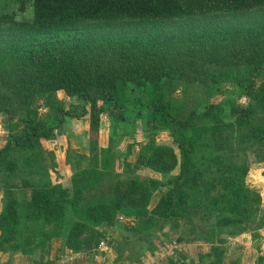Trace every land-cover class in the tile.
<instances>
[{
  "label": "trees",
  "instance_id": "trees-1",
  "mask_svg": "<svg viewBox=\"0 0 264 264\" xmlns=\"http://www.w3.org/2000/svg\"><path fill=\"white\" fill-rule=\"evenodd\" d=\"M30 1V18L20 19L18 15L27 9L28 0H0V113L6 116V124L9 119L12 129L18 125L11 121L13 113L25 110L22 128L10 131L5 146L0 148V162L13 166V177L19 163L14 157L11 160L10 153L17 152L28 173H39L41 141L60 136L68 119L84 115L88 117L89 148L94 155L89 167L77 166L70 187L48 181L37 187L30 178H24L21 183L26 197L19 200L14 196L18 187L6 188L8 183L4 182L0 250L11 248L32 257L37 247L61 237L64 249L90 254L102 238H108L104 229L115 226L119 215L136 217L142 226L135 231L143 232L160 222H169L176 231L181 216L191 224L198 211L214 219L204 228L205 237L221 240L218 235L223 226L241 222L252 214L249 204L258 203L259 194L247 190L235 178L223 176L222 188L212 198L207 192L211 176H204L202 181L203 174L199 172L207 164H223L231 173L240 170L235 165L237 161L229 160L232 156L227 150L216 144L223 137L230 147L236 138L223 134L222 129H228L230 124L222 118L223 113H217L223 110L221 102L214 104L205 98L201 110L193 109L186 117L178 118L170 110L169 100H156L140 108L134 106V101L145 87H158L166 76L174 78L172 73L178 72L173 70L169 56L183 48L193 54L198 48L199 55L220 65L249 61L255 62L253 69L261 65L264 0ZM223 50L226 52L222 54ZM201 58L190 59L193 68L183 69L182 75L190 76ZM211 78L217 89L221 78L233 82L240 93L264 110V89L254 90L242 77L222 70ZM57 91L75 99L76 104L71 102L66 107L56 103L52 106L54 113L45 119L30 112L37 94ZM161 96H165L163 92ZM226 101L229 112L242 127L236 139L247 137L264 146V124L256 121L252 108L237 106L233 99ZM104 116L121 123H132L136 117L148 119L156 130L174 134L179 150L148 142L141 145L133 163L127 151L123 170L117 172L113 168L112 146L96 149L95 145ZM199 119L216 123L205 127L195 124ZM198 125L202 130L195 140L177 137L179 129ZM112 134L117 135L116 131ZM77 156L81 162L83 155ZM140 166L159 173L160 179L139 174L136 170ZM197 177L201 178L196 180ZM163 186L168 189L149 209L153 192ZM249 195L254 196L250 199ZM198 237L203 236H195ZM176 239H185L183 232ZM180 263L175 260L170 264ZM207 264L222 263L216 258Z\"/></svg>",
  "mask_w": 264,
  "mask_h": 264
},
{
  "label": "rangeland",
  "instance_id": "rangeland-1",
  "mask_svg": "<svg viewBox=\"0 0 264 264\" xmlns=\"http://www.w3.org/2000/svg\"><path fill=\"white\" fill-rule=\"evenodd\" d=\"M30 16L31 1L28 0L27 9L24 13H20L18 18L29 19ZM224 52L226 50L221 53ZM203 56L199 55L198 48L194 49V54L190 49L187 53L183 48L180 52L170 55L169 60L173 61V70L181 73V75L183 69L193 68L190 59L195 61L199 57L202 58L197 61V64L195 63L197 68L191 71L190 76L182 75L180 77L178 73L173 72L174 78L171 79L165 75L166 79L162 80L158 87H145L143 94L139 93L138 96L140 97L134 101V106L140 108L151 105L156 100H169L171 102L170 110L178 118H184L193 109L201 110L205 98L214 104L221 102L223 110L217 113L221 115L223 113L222 118L230 124L228 129H222L224 130L223 134L225 137L236 136L237 138L238 134L236 135V133L242 127L239 126L240 123L235 119L236 117L231 115L226 104V100L233 99L237 106L251 107L256 121L264 124V110L260 105L240 93L233 82L225 81L224 78H221L219 82L221 89L214 88L211 78L215 72L222 70L226 71L228 75L233 74L242 77L254 90H263L264 61L253 69L251 66L255 65L254 61L237 63L234 66L220 65ZM145 59L147 63L150 62L149 57ZM176 65L179 66L175 67ZM162 92L165 96H161ZM71 102L76 104L77 101L65 96L62 91L53 94L40 93L34 97L30 105V112L39 119H45L54 113L52 106L56 103L68 107ZM145 111L148 117L149 110ZM24 116L25 110L14 112L11 121L17 122L18 125L10 129L8 126L9 119L7 118L6 124V116L0 113V148L5 146L10 131L18 132L22 128L21 119ZM211 120L199 119L195 124L210 127L216 123ZM200 125L179 129L177 137L184 140H195L197 138L195 136L200 134L199 130H202ZM64 131L60 136L51 140H42V143L38 145L41 149L38 150L41 152L39 173H28L27 167L21 165L22 155L17 152L10 153L11 160L14 157L19 163L14 171L16 175L13 177H11L14 174L13 166L6 167L7 161L5 163L0 162V212L4 203V182L8 183L6 188L12 189L10 187L12 185L18 187L14 196L20 200V198L26 197V190L21 183L22 179L30 178V181L36 183L37 187L41 184L45 185V181L60 183L62 186L69 185L65 187H70L71 179L77 169L87 168L92 164L94 154L89 148L87 115L68 119ZM113 131H116L117 135L112 134ZM173 136L175 135L168 130H156L148 119L142 121L136 117L132 123H121L112 121L109 116H105L102 117L101 128L98 131L95 145L96 149L112 146L113 152H115L113 168L117 172H121L125 153L128 151V159L130 163H133L141 150V145L148 142L167 144L178 151L179 149L175 147L177 146L174 141L176 139ZM236 138L231 140L233 146L230 147L227 146L228 141L223 137L219 139L223 141L216 144L221 145V148L227 150V154L232 156L230 161H237L235 165L240 168L239 171L231 173L229 169L222 167L223 164H207L205 168L199 169L200 174H203L201 176L202 181L204 176H211V179L207 181L206 178V181L211 186L207 184V188H211L210 190L208 188L207 192L212 198L216 197V192L221 190L223 176L235 178L245 186L244 188L253 190L260 196L258 203L249 204L251 205L250 209H252V214L249 217L241 222L235 221L229 226L221 228L218 237L223 240L215 238L211 241L208 239L209 235L205 237L204 228L210 220L214 222V219L213 217L209 218L203 211L197 212L191 224L187 222V218L181 216L176 222L177 232L172 230L169 222L156 223L143 232L135 231L134 228L140 229L142 226L139 220L136 217L119 215L115 226H106L104 229L108 238H102L97 249L91 251L90 254L67 251L62 247L61 237H54L41 245L42 248L37 247L36 250L38 251L32 257L11 248L4 251L0 250V264H37L33 261L34 259L38 263L43 262L44 264H170L175 260L182 261L180 264H207L216 258H219L222 264H264V146L252 142L247 137L241 141ZM68 149L73 152H69ZM76 154L83 155L81 162ZM136 172L154 179L161 177L159 173L144 166L137 168ZM201 177H197L196 180ZM166 189L168 188L163 186L153 192L148 205L149 209L156 204L162 191ZM249 196L251 199L254 195ZM179 232L181 234L183 232L185 239H176ZM199 235L203 237L195 238Z\"/></svg>",
  "mask_w": 264,
  "mask_h": 264
},
{
  "label": "crops",
  "instance_id": "crops-1",
  "mask_svg": "<svg viewBox=\"0 0 264 264\" xmlns=\"http://www.w3.org/2000/svg\"><path fill=\"white\" fill-rule=\"evenodd\" d=\"M64 186H69V185H64ZM67 251H69V250H67ZM80 254H83V253H80Z\"/></svg>",
  "mask_w": 264,
  "mask_h": 264
},
{
  "label": "built area",
  "instance_id": "built-area-1",
  "mask_svg": "<svg viewBox=\"0 0 264 264\" xmlns=\"http://www.w3.org/2000/svg\"><path fill=\"white\" fill-rule=\"evenodd\" d=\"M105 117V116H104Z\"/></svg>",
  "mask_w": 264,
  "mask_h": 264
}]
</instances>
